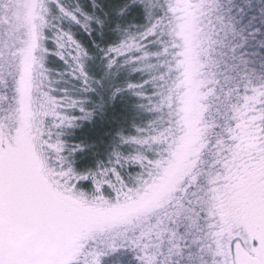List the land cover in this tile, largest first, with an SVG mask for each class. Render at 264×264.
I'll return each mask as SVG.
<instances>
[{"label": "snow or ice", "instance_id": "1", "mask_svg": "<svg viewBox=\"0 0 264 264\" xmlns=\"http://www.w3.org/2000/svg\"><path fill=\"white\" fill-rule=\"evenodd\" d=\"M0 264H264V0H0Z\"/></svg>", "mask_w": 264, "mask_h": 264}, {"label": "rangeland", "instance_id": "2", "mask_svg": "<svg viewBox=\"0 0 264 264\" xmlns=\"http://www.w3.org/2000/svg\"><path fill=\"white\" fill-rule=\"evenodd\" d=\"M184 107H185V110H186V112H187V108H188V100H185V102H184ZM180 153H178L177 154V159L179 160V158H180ZM174 174V170H171L170 172H169V177H171L172 175ZM166 184H167V180H164V179H162V182H161V188H164L165 186H166Z\"/></svg>", "mask_w": 264, "mask_h": 264}, {"label": "trees", "instance_id": "3", "mask_svg": "<svg viewBox=\"0 0 264 264\" xmlns=\"http://www.w3.org/2000/svg\"><path fill=\"white\" fill-rule=\"evenodd\" d=\"M133 23H135V21H133ZM189 105H190V101H188V108H189ZM188 108H187V110H188ZM166 187V186H165Z\"/></svg>", "mask_w": 264, "mask_h": 264}]
</instances>
